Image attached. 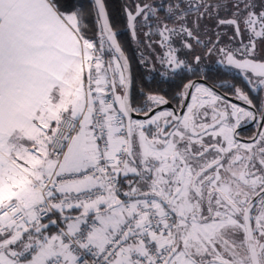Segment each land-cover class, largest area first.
Returning a JSON list of instances; mask_svg holds the SVG:
<instances>
[{"label":"snow or ice","instance_id":"obj_1","mask_svg":"<svg viewBox=\"0 0 264 264\" xmlns=\"http://www.w3.org/2000/svg\"><path fill=\"white\" fill-rule=\"evenodd\" d=\"M124 11L156 85L135 96L105 0H0V264H264V0Z\"/></svg>","mask_w":264,"mask_h":264},{"label":"trees","instance_id":"obj_2","mask_svg":"<svg viewBox=\"0 0 264 264\" xmlns=\"http://www.w3.org/2000/svg\"><path fill=\"white\" fill-rule=\"evenodd\" d=\"M82 3H87L88 0H81ZM155 3V4H161V3H167V0H163L161 3L158 2V0H105L106 9L109 15L110 23L112 25L113 31L118 32V41L121 42L123 46V50L125 52L126 57L128 58L129 64H130V71L131 75L134 80L133 85V95L135 96L136 93L139 91V88L141 84H143L145 90L149 88H155V82L152 81L151 83L149 80L142 79L147 75L145 68L141 65L140 59L141 55L143 54L141 52V47L138 46V43L135 42L131 35L130 29L127 27V19L125 14V6L126 5H132V10L135 11V4L136 3ZM88 27L89 32L88 35L90 37L97 36V27L95 20L90 18L88 21ZM97 43L99 41L97 40ZM107 48V46H105ZM108 59V56H105V60ZM162 87H165L166 93H164L167 96H173L175 91L177 90L176 84L171 85H162ZM47 223V220L44 221ZM51 231L56 230V227H50Z\"/></svg>","mask_w":264,"mask_h":264},{"label":"flooded vegetation","instance_id":"obj_3","mask_svg":"<svg viewBox=\"0 0 264 264\" xmlns=\"http://www.w3.org/2000/svg\"><path fill=\"white\" fill-rule=\"evenodd\" d=\"M205 22L208 24L209 28H213V29L215 28L214 23L208 22V21H205ZM220 31L226 32V35L223 37V42L227 43L228 36L232 35L233 30L232 29H229V30L228 29L227 30L222 29ZM144 39H146V41H148L145 36H144ZM212 39L215 40V34L214 33L212 34ZM177 46H178V43H177ZM145 50L146 51H145V53H143V55H148L150 50L149 49H145ZM156 52H153L152 54L155 55ZM256 55L258 58H264V47H261V45H258L257 50H256ZM218 59H219V57H217L216 55H211V56L204 58L203 63H202V67L205 69V72L207 73L206 83L208 85H216V90L220 94L231 95L232 89L220 88L219 83L227 81L229 83H235L236 85H241L240 76L237 74V72L235 70L231 71L230 73H228L227 75H224V76L217 75V73L219 71H227L226 69H223L222 65L217 63ZM253 95H255V94H253ZM166 98H168L170 100V103L164 107L174 108V107L179 106L180 100L171 99L172 95L171 96L166 95ZM189 100H190V97H189ZM233 102L234 103H240L239 101L235 100L234 98H233ZM255 130H256V128L254 125H251V124L244 125L238 129V136L242 140H247L250 136H252V134L254 133Z\"/></svg>","mask_w":264,"mask_h":264},{"label":"rangeland","instance_id":"obj_4","mask_svg":"<svg viewBox=\"0 0 264 264\" xmlns=\"http://www.w3.org/2000/svg\"><path fill=\"white\" fill-rule=\"evenodd\" d=\"M163 0H158V2H162ZM147 3H151V2H147ZM221 15L223 16V13H221ZM140 20L141 21H143V17H141L140 18ZM223 29V28H222ZM222 29H220V30H222ZM224 30H227V29H224ZM229 30V29H228ZM131 31V30H130ZM146 31H148V28L147 27H143V28H140L139 26H138V30H137V37L136 38H133L134 40H135V42L136 43H138V46H140L141 47V52L142 53H145V49H147V43H148V41H146V39H144V33L146 32ZM151 39L153 40V41H156V40H159V36H153V37H151ZM258 45H261V47H264V44H258ZM257 45V46H258ZM156 47V51L157 52H159L160 51V49H159V46L158 45H156L155 46ZM109 58V57H108Z\"/></svg>","mask_w":264,"mask_h":264},{"label":"crops","instance_id":"obj_5","mask_svg":"<svg viewBox=\"0 0 264 264\" xmlns=\"http://www.w3.org/2000/svg\"><path fill=\"white\" fill-rule=\"evenodd\" d=\"M66 214L71 215V216H75L78 213H76V212H69V213H66ZM49 233H54V230L53 231L49 230Z\"/></svg>","mask_w":264,"mask_h":264},{"label":"built area","instance_id":"obj_6","mask_svg":"<svg viewBox=\"0 0 264 264\" xmlns=\"http://www.w3.org/2000/svg\"><path fill=\"white\" fill-rule=\"evenodd\" d=\"M57 230H58V229L56 228L55 232H56ZM55 232H54V233H55Z\"/></svg>","mask_w":264,"mask_h":264},{"label":"water","instance_id":"obj_7","mask_svg":"<svg viewBox=\"0 0 264 264\" xmlns=\"http://www.w3.org/2000/svg\"><path fill=\"white\" fill-rule=\"evenodd\" d=\"M129 62V61H128ZM130 65V64H129ZM131 72V71H130Z\"/></svg>","mask_w":264,"mask_h":264}]
</instances>
